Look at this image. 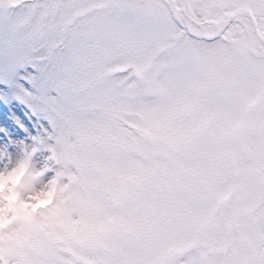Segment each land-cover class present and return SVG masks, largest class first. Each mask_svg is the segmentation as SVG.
Masks as SVG:
<instances>
[{"label":"rangeland","instance_id":"obj_1","mask_svg":"<svg viewBox=\"0 0 264 264\" xmlns=\"http://www.w3.org/2000/svg\"><path fill=\"white\" fill-rule=\"evenodd\" d=\"M19 1L0 0V178L36 152L19 185L0 191V264H156L179 245L186 264H226L225 254L227 264H251L264 235V122L248 163L242 148L252 116L264 115L258 42L185 35L149 71L145 62L181 29L164 0ZM241 3L264 13V0H193L191 12L206 19ZM60 34L65 47L31 61ZM131 169L145 174L125 177ZM54 170L63 181L44 206ZM107 194L128 221L111 214ZM218 236L217 246L200 242Z\"/></svg>","mask_w":264,"mask_h":264},{"label":"water","instance_id":"obj_2","mask_svg":"<svg viewBox=\"0 0 264 264\" xmlns=\"http://www.w3.org/2000/svg\"><path fill=\"white\" fill-rule=\"evenodd\" d=\"M241 10H242V8H238V9L234 10L233 12H231L230 15L228 16V18L226 19L225 23L216 31V33L213 35H209L205 31L203 24L199 21H196L193 17H191L187 13V7H185V9H184V11L187 15V18L195 21L201 27L202 33H203L202 36L207 38V39H215V38L219 37L221 35L222 31L230 24L231 21L238 19V14L241 12ZM251 15H252L254 28H255L257 35L260 36L262 39H264V37L260 34L259 30L256 27L254 13H252ZM258 125H259V122H258V119H256V121L254 122V125L252 127V129L254 128L252 133H255L256 129H258ZM262 187L264 190V178L262 179ZM183 254H184V250L179 248L175 252H173L172 254H168V255L162 257L161 260L159 261V264H182L181 258L183 256Z\"/></svg>","mask_w":264,"mask_h":264},{"label":"bare ground","instance_id":"obj_3","mask_svg":"<svg viewBox=\"0 0 264 264\" xmlns=\"http://www.w3.org/2000/svg\"><path fill=\"white\" fill-rule=\"evenodd\" d=\"M241 18L247 23V26H248V28H249V30H251L252 29V27H251V24H250V22H249V19H247L246 17H244V16H241ZM220 25V24H219ZM204 29L207 31V32H211L212 30H214L215 28H216V25H214V24H210V23H205L204 24ZM257 41H258V45H259V47H261V49H262V51L264 52V40L263 39H257ZM254 48H256V47H254ZM29 172V171H28ZM28 172H27V174H28ZM26 174V175H27ZM76 199H77V197L75 198V202L74 203H77L76 202ZM55 202V201H54ZM53 202V203H54ZM52 203V204H53ZM256 252H257V247H255V248H253L252 250H251V253H252V259H255V256H256ZM262 263H264V260H262Z\"/></svg>","mask_w":264,"mask_h":264},{"label":"trees","instance_id":"obj_4","mask_svg":"<svg viewBox=\"0 0 264 264\" xmlns=\"http://www.w3.org/2000/svg\"><path fill=\"white\" fill-rule=\"evenodd\" d=\"M233 30H238V29L236 27H234Z\"/></svg>","mask_w":264,"mask_h":264}]
</instances>
